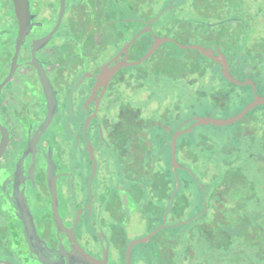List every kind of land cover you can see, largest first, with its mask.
Segmentation results:
<instances>
[{"label":"flooded vegetation","instance_id":"obj_1","mask_svg":"<svg viewBox=\"0 0 264 264\" xmlns=\"http://www.w3.org/2000/svg\"><path fill=\"white\" fill-rule=\"evenodd\" d=\"M249 4L264 15V0H0V264H186L214 244L193 227L214 222L211 177L260 167L244 156L260 130L192 127L184 99L264 97Z\"/></svg>","mask_w":264,"mask_h":264},{"label":"trees","instance_id":"obj_2","mask_svg":"<svg viewBox=\"0 0 264 264\" xmlns=\"http://www.w3.org/2000/svg\"><path fill=\"white\" fill-rule=\"evenodd\" d=\"M257 108L262 110L261 116L258 117H264V105ZM255 109L249 111L236 124L243 136L247 134L249 142L256 140V134H259L258 130H260L258 149L251 151L249 148L244 156L246 161L250 163L258 161L261 165L256 169L250 167L247 170L221 169L211 177L216 188L214 222L205 219L200 223L195 222L193 227L205 231L206 235L212 237L209 236L214 241V244H211L213 248L206 244L200 249H183L184 259L193 258L186 264H231L234 259L254 261L258 264L264 262V180L260 179L264 176V122L262 125L256 121ZM215 159L217 162L224 160L218 153ZM191 233L193 234L190 229L187 239L190 238ZM169 251L177 252L174 249ZM223 253L225 255L222 257ZM202 255L214 259V262L203 261Z\"/></svg>","mask_w":264,"mask_h":264},{"label":"rangeland","instance_id":"obj_3","mask_svg":"<svg viewBox=\"0 0 264 264\" xmlns=\"http://www.w3.org/2000/svg\"><path fill=\"white\" fill-rule=\"evenodd\" d=\"M249 5L251 7L250 8L251 10H249L250 13L253 12V9H254V12H255V10H256V8H254L255 4H249ZM243 8L246 9V6H243ZM230 10H233V8H231L230 6H226L224 8V10H223L225 12V14H221V15H218V16H223L225 18L226 17L235 18L236 17L235 15H237L238 13H236V12L232 13V12H230ZM261 10H264V6L261 8ZM254 12L252 14V17L246 15L244 21L246 22L248 27L255 25V27L258 30V27L260 26L259 29H262L261 32L262 31L264 32V15H263L262 12H259L260 15L258 17L257 14H255ZM189 17H191V15H189ZM220 29H222V28H220ZM227 30H228V28H227ZM199 34L187 36V37H185L186 39L183 40L182 42L184 44L201 43L202 36L200 38L196 37ZM203 44H207V43H203ZM259 55L260 56H264V53L259 51L258 56ZM180 57H181L182 60H187V59H191V58H198V54L195 51L185 50ZM244 60H246L248 63H250L249 60H247V59H244ZM258 64H259V61H258ZM258 70H259V68H258ZM262 71H264L263 68H261L259 72H262ZM223 85H224V88H227V90H229L228 88L231 87L226 81L223 82ZM215 92H216V94H218L217 91H215ZM258 95H264V88H262L261 92H258ZM160 96L161 95L159 94V97ZM159 97L156 98L158 101L160 99ZM226 99L227 100H224L223 102H220L217 106H215V109H213V110L212 109H208L209 107L203 106V105L195 106V104L197 103L196 101L184 99V113H185V117H187L189 114H193V116H195V117H215L216 119L225 120V119H227L229 117H233L234 115L239 113L247 105L246 104L247 102H245V100L238 101L235 98H233V100H232V99H230V97H228ZM190 107H195V111L192 112ZM254 112H255V115L258 117V116H261L262 110H260L259 108L256 107ZM148 114H149V117L154 115L153 111H150ZM234 127H238V125L236 124V125H233V126H229V127L226 126V127H223V128H215V127H212V126H205V128H203V129H205V130H216L215 131L216 133L222 135V134H224V132H229L231 129H234ZM253 169H256L255 166L253 167ZM245 170H247V169H245ZM248 170L250 171V169H248ZM196 172L199 173V174L197 173L199 177H200V175H203V173L200 171L199 168L196 171L192 170V173L194 175H196ZM260 179L264 180V176L261 177ZM224 255H225L224 253L221 254L222 257ZM201 257L203 258L202 259L203 261H205V260L210 261L211 260V258L203 256V255ZM247 261H244L243 259H234L231 264H258V263H255L254 261L253 262L249 261V260H247ZM219 264H228V263H219ZM260 264H264V262L260 263Z\"/></svg>","mask_w":264,"mask_h":264},{"label":"water","instance_id":"obj_4","mask_svg":"<svg viewBox=\"0 0 264 264\" xmlns=\"http://www.w3.org/2000/svg\"><path fill=\"white\" fill-rule=\"evenodd\" d=\"M184 48L198 50L202 55L207 56V57L209 55L208 52L205 51L204 48H202L200 46L192 45V46H185ZM224 63H225V61H224ZM224 75L229 81L236 82L227 74V72H224ZM263 104H264V97H259L255 94L254 99L249 104H247L239 113H237L233 117H230V118L225 119V120L201 117V118L195 119L194 125L192 127L199 126V125H213L216 127L227 126V125H230V124L240 120L249 111H251L254 108H256L257 106L263 105ZM129 249H130V247H129Z\"/></svg>","mask_w":264,"mask_h":264}]
</instances>
